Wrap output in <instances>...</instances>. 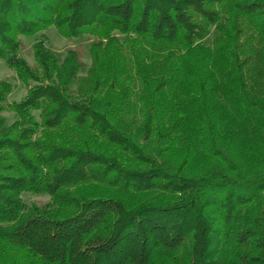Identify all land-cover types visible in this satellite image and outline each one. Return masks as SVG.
Listing matches in <instances>:
<instances>
[{
	"label": "trees",
	"instance_id": "16d2710c",
	"mask_svg": "<svg viewBox=\"0 0 264 264\" xmlns=\"http://www.w3.org/2000/svg\"><path fill=\"white\" fill-rule=\"evenodd\" d=\"M0 59V264H264V0H0Z\"/></svg>",
	"mask_w": 264,
	"mask_h": 264
},
{
	"label": "rangeland",
	"instance_id": "374dc122",
	"mask_svg": "<svg viewBox=\"0 0 264 264\" xmlns=\"http://www.w3.org/2000/svg\"><path fill=\"white\" fill-rule=\"evenodd\" d=\"M21 47L17 55L22 57L29 65H34L32 45L35 41L42 39L45 45L54 52L59 59L63 57L66 49L72 48L77 50L81 60L86 67L90 64L88 47L91 41L89 36H83L77 39H67L59 35L54 28H49L44 32L34 34L32 36H21ZM0 80H7L12 84V90L6 98V103L19 101L26 93V88L19 82L15 73L9 68L6 59H0ZM3 116L7 123H11L14 119L10 111H4ZM22 198L26 203L35 202L43 204L48 201V196L43 194H32L24 192Z\"/></svg>",
	"mask_w": 264,
	"mask_h": 264
}]
</instances>
